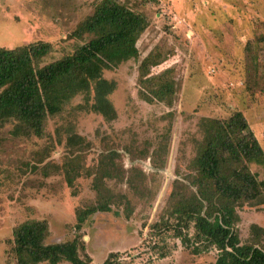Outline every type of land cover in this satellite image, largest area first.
<instances>
[{"label":"rangeland","instance_id":"1","mask_svg":"<svg viewBox=\"0 0 264 264\" xmlns=\"http://www.w3.org/2000/svg\"><path fill=\"white\" fill-rule=\"evenodd\" d=\"M95 1L0 0V48L43 41L53 44L57 57L71 53L73 43L66 37L92 14ZM117 1L145 15L149 27L137 41L136 60L103 72L115 83L109 99L116 119L107 122L77 109L83 103L79 95L48 121L43 139L13 138L9 127L0 131V264H15L12 230L28 220L47 222L46 244L78 238L90 264H102L112 253L118 256L115 264H214L215 250L193 255L171 237L166 238L175 246L170 256L151 260L149 225L158 219L173 181L196 173L193 162L204 145L206 120L240 112L264 153V0ZM150 53L165 58L151 72L170 70L176 82L171 106L147 104L137 96V69ZM70 133L86 144L74 158L65 146ZM143 151L154 155L142 159ZM66 158L75 159L81 172L72 186L53 168ZM109 159L120 170L105 178L104 186L126 198L131 215L126 218L123 204L114 205L110 212L89 215L76 231V212L96 202L87 174ZM248 168L264 179L261 167ZM132 177L149 192L134 194ZM237 214L241 243L248 240L250 225L264 229V205L245 203Z\"/></svg>","mask_w":264,"mask_h":264},{"label":"trees","instance_id":"2","mask_svg":"<svg viewBox=\"0 0 264 264\" xmlns=\"http://www.w3.org/2000/svg\"><path fill=\"white\" fill-rule=\"evenodd\" d=\"M148 27L145 15L117 0H96L92 14L66 37L73 43L71 53L57 57L53 44L43 41L0 48V131L9 127L13 138L43 139L48 121L59 116L79 95L83 103L77 109L98 114L107 122L114 121L116 111L109 96L115 83L103 78V72L136 60L137 41ZM164 60L150 53L138 66L137 96L147 104L171 106L174 100L176 82L171 71L151 72ZM202 127L205 141L193 162L196 173L192 171L173 181L164 208L149 225L147 238L152 241L148 247L154 252L150 259L170 256L175 246L167 244L166 238L171 237L193 255L215 250L214 264H264V229L250 225L248 240L241 243L236 227L238 207L245 203L264 205V179L257 180L248 168L254 164L264 170V153L240 112L225 120H206ZM65 146L74 158L86 144L82 137L70 133ZM150 155L154 151H143L139 157L147 159ZM75 161L66 158L61 166H53L55 172L64 174L69 186L81 173L73 164ZM116 170L120 168L113 167L109 159L108 164L102 160L97 170L87 174L93 177L96 202L76 212V231L89 215L110 212L114 205L123 204L126 218L130 217L132 208L126 198L104 186V179L116 176ZM128 183L138 197L149 192L136 186L137 177ZM48 236L44 220H28L14 227L11 253L15 264L91 263L78 238L46 244ZM117 259V254L112 253L102 264H115Z\"/></svg>","mask_w":264,"mask_h":264}]
</instances>
